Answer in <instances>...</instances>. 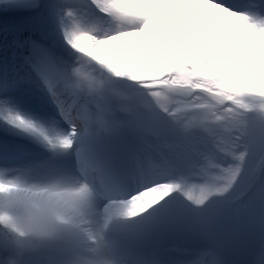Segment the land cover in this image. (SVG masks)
Instances as JSON below:
<instances>
[{
    "label": "snow or ice",
    "instance_id": "6c2138e0",
    "mask_svg": "<svg viewBox=\"0 0 264 264\" xmlns=\"http://www.w3.org/2000/svg\"><path fill=\"white\" fill-rule=\"evenodd\" d=\"M4 13L20 68H0V140L47 159L15 165L0 146V169L91 185L105 230L194 223L208 244L177 264H237L214 243L225 225L250 235L246 264H264V0H0ZM90 16L107 26L79 30ZM77 56L106 74L102 90L71 87ZM22 85L44 108L21 105Z\"/></svg>",
    "mask_w": 264,
    "mask_h": 264
},
{
    "label": "clouds",
    "instance_id": "9594fccd",
    "mask_svg": "<svg viewBox=\"0 0 264 264\" xmlns=\"http://www.w3.org/2000/svg\"><path fill=\"white\" fill-rule=\"evenodd\" d=\"M102 22L87 17L79 30L95 31ZM68 72L78 92L106 86V74L86 57L77 56ZM0 182V264H30L49 250L56 253L54 264H125L112 229L105 230L95 215L91 185L62 176L32 180L2 169Z\"/></svg>",
    "mask_w": 264,
    "mask_h": 264
},
{
    "label": "bare ground",
    "instance_id": "6f19581e",
    "mask_svg": "<svg viewBox=\"0 0 264 264\" xmlns=\"http://www.w3.org/2000/svg\"><path fill=\"white\" fill-rule=\"evenodd\" d=\"M46 7V6H43ZM2 17H5L2 16ZM9 25V23H6ZM7 28H10L7 27ZM7 48H5V51H0V68H7L10 71L13 68H20V61L18 58V50L14 47L12 42H6ZM13 95H15L18 99V101L21 103V105L29 110L32 111H38L44 108V100H43V94L39 92L37 89L32 87L31 85H22L18 90H16ZM21 143V146L19 147V151L25 152V146L28 144H25L22 141H19ZM32 147H35L33 145H29ZM36 156H34L32 159H26L29 160V163L37 164L45 159H47V153L43 152L41 149L35 147V150H33ZM26 152L31 153L29 150H26ZM25 152V153H26ZM19 157L18 155H15L14 158ZM23 161V160H22ZM15 165H19V163H16ZM30 165V164H29ZM21 166H27V165H21ZM144 230V227L137 223H124V224H117L113 226L112 229V235L116 237L118 241H122L123 245L127 243L129 239L137 240L139 238V235L131 236L130 234H135L138 231ZM194 228L191 231H193ZM221 230L225 231V235L223 238L220 236H215V240L220 243L222 241H225L226 244L224 247L225 252H227V248L231 245V243L235 242V233L237 230L233 229L232 227L225 225L221 228ZM246 233V232H245ZM248 234V233H246ZM162 235V234H161ZM249 240H251V237H249ZM174 240H169V245L172 244ZM190 241H188V244ZM133 245V244H129ZM55 251L49 250L45 252H41L40 254L36 255L32 258L30 264H37L39 262L44 264H54L55 260Z\"/></svg>",
    "mask_w": 264,
    "mask_h": 264
},
{
    "label": "rangeland",
    "instance_id": "374dc122",
    "mask_svg": "<svg viewBox=\"0 0 264 264\" xmlns=\"http://www.w3.org/2000/svg\"><path fill=\"white\" fill-rule=\"evenodd\" d=\"M5 17H2L4 16ZM42 15L44 13L42 12ZM0 17H2V20H0V51H5L7 48L6 42H12L13 40V33L10 31V28L8 24L7 14H0Z\"/></svg>",
    "mask_w": 264,
    "mask_h": 264
}]
</instances>
